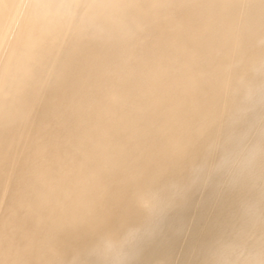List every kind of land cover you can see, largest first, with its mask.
<instances>
[{
    "label": "clouds",
    "instance_id": "1",
    "mask_svg": "<svg viewBox=\"0 0 264 264\" xmlns=\"http://www.w3.org/2000/svg\"><path fill=\"white\" fill-rule=\"evenodd\" d=\"M167 7L132 0H0V264H39L45 256L47 264H142L168 213L205 188L247 187L253 178L257 182L248 188L242 213L200 258L202 264H264V72L256 69L264 64V49L248 56L241 37L239 59L236 53L225 55L233 61L238 85L224 114L229 138L214 139L206 117L194 122L195 143L205 148L216 143L227 167L190 168L180 190L167 197L154 175L141 172L129 182L125 216L96 219L87 231L78 212L85 200L94 201L102 170L90 166L83 142L61 152L41 135L39 102L57 85L52 70L66 75L86 50L102 52L134 41L141 25L147 26L149 11ZM112 94L106 86L95 102L103 109ZM38 158L44 161L40 171ZM20 231L33 241L24 244L17 238ZM50 236L55 243L38 256L35 237ZM69 240L74 243L66 246Z\"/></svg>",
    "mask_w": 264,
    "mask_h": 264
},
{
    "label": "bare ground",
    "instance_id": "2",
    "mask_svg": "<svg viewBox=\"0 0 264 264\" xmlns=\"http://www.w3.org/2000/svg\"><path fill=\"white\" fill-rule=\"evenodd\" d=\"M132 2L171 7L150 10L147 26L141 25L134 41L102 52L86 50L66 75L53 69L57 85L39 102L37 121L45 141L61 152L83 142L90 166L102 170L94 201L85 200L78 212L85 231L96 219L125 216L129 182L141 172L154 175L161 196L167 197L180 190L190 168L227 167L216 143L206 148L195 143L194 122L206 117L214 139L229 138L232 129L224 114L238 85L233 61L225 55L236 53L234 59H239L241 37L248 56L264 49V0ZM256 69L264 72V64ZM106 86L113 94L102 109L95 101ZM43 167L38 158L37 170ZM256 182L253 178L247 187H208L194 193L185 207L168 213L142 264H202V250L236 222L248 188ZM21 237L26 245L33 241L24 231L18 232ZM35 242L39 256L55 239L35 237ZM72 243L65 241L66 246ZM39 264H47V257Z\"/></svg>",
    "mask_w": 264,
    "mask_h": 264
}]
</instances>
